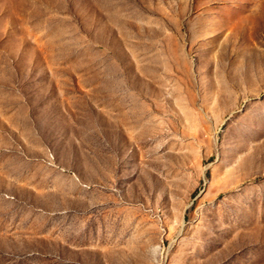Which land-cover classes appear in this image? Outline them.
<instances>
[{"label":"rangeland","instance_id":"obj_1","mask_svg":"<svg viewBox=\"0 0 264 264\" xmlns=\"http://www.w3.org/2000/svg\"><path fill=\"white\" fill-rule=\"evenodd\" d=\"M0 264H264V0H0Z\"/></svg>","mask_w":264,"mask_h":264}]
</instances>
